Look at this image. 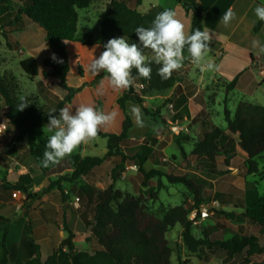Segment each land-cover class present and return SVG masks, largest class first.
<instances>
[{
    "label": "trees",
    "instance_id": "16d2710c",
    "mask_svg": "<svg viewBox=\"0 0 264 264\" xmlns=\"http://www.w3.org/2000/svg\"><path fill=\"white\" fill-rule=\"evenodd\" d=\"M94 0H0V34L5 40L9 33H18L27 30L30 23L39 26L45 32V41L53 55L44 62L46 69L43 71L45 79L53 78L59 81L60 87L67 93L64 100L57 106L53 115L58 116L60 109L71 104L76 95L87 87L99 85L106 73H101L90 84H84L81 88H73L68 85V75L75 60L70 61L65 42H75L83 46H95L100 44L102 52L104 45L112 38L125 37L127 40L139 42L135 33L137 27H151L155 16L162 12L160 7H153L148 14H141L138 8L142 6L143 0H111L107 8L105 19L101 23L102 41L98 43L93 33L84 32L79 34L80 10L89 9ZM185 10L192 12L191 33L196 29L203 30L204 15L196 5H188L184 0H177ZM264 21L258 22L254 27V32L258 33ZM190 33V34H191ZM2 40L0 39V47ZM187 52V47L184 49ZM59 61H63L62 63ZM22 70L31 79L35 80L40 75V70L35 58L30 57L20 64ZM152 73L150 79L140 77L137 70H132L134 78L133 85L125 90L118 98L117 105L126 114L127 103H134L144 108V98L161 95L169 92L177 86V76L173 72L172 76L163 80L157 74L159 65L151 64ZM237 80L233 81L228 89L236 86ZM137 84H143L144 89L138 92ZM176 94L181 91L176 90ZM185 101L180 98L175 101L170 99L167 105L174 104L179 110ZM0 122L8 121L17 131L20 142L27 140L30 147L31 156L42 168V172L47 175H54L57 172L52 165L44 167L42 164L43 154L47 150V143L37 145V132L47 128L49 115L38 106L32 104L27 99L19 100L15 97L14 91L8 80L0 76ZM21 103L28 106L20 110ZM188 111H180L178 118H183ZM226 123L228 131L232 135L238 136L237 146L246 154L245 169L247 176H256L260 169L257 159L264 154V107L248 102H241L231 118L226 112ZM133 128L131 118L126 114L123 124V131L120 135L100 132L98 138L107 140L108 152L105 157H75V168L71 179L77 181L91 171L101 168L110 158H120L121 162L113 170V184L107 190L104 199H100L96 207L88 208L84 206L85 200L94 193V189L86 186L80 191L79 198L82 201L80 206V219L92 234L93 248L91 251L78 250L73 242L75 234L67 229L68 237L63 240L60 246L54 249L49 258L43 262L41 247L32 237L31 227H25L19 242L17 243V256L24 264H172L173 251L166 238L167 234L180 225L183 230V240L192 254L199 253L204 247L218 248L228 252L230 255L242 254L245 252V264L253 263L251 257L263 254L264 249L256 244V239H233L225 241L221 236L216 240L210 238L197 239L193 233V223L189 216L194 209L217 201L221 207L232 206L237 210L244 211L241 214L235 212L216 211L215 214L233 219L239 224L250 223L259 226L264 231V196H260L251 204L245 198L231 194L217 193L214 196L204 193V187L190 179L187 175H174L161 170L147 171L145 166L154 154V146L157 141L154 139L149 144L137 145L129 141V133ZM188 138V137H187ZM188 140V139H187ZM235 142L222 129L215 127L210 132L205 130L201 139L194 148L193 155L198 159L207 160L210 165L216 163V159L223 153L236 151L238 148ZM185 155L183 147H180ZM127 165L139 167L138 179L141 186L147 189L152 201H158L159 192L165 187L163 179H167L169 184L184 185L194 198V206L187 209L185 206H177L165 211L161 216L155 214L150 208L143 204L141 198L131 195H123L116 191L115 183L119 180L117 173L123 172ZM229 166V165H228ZM230 167V166H229ZM231 168V167H230ZM71 169V168H70ZM214 173L224 175L223 171L215 170ZM158 180L154 188V180ZM66 181L61 178L53 182L47 192L53 189L61 190L62 201L56 205L66 204L67 195L62 191V183ZM5 189H17L23 194L28 191L23 186H4ZM31 200H39L40 195H29ZM27 207L24 206V209ZM52 222L56 218V207L51 206ZM12 222L0 216V247L3 249V257L0 264H9L11 253L8 249L7 240L10 235ZM21 264V263H20ZM184 264H190L186 261Z\"/></svg>",
    "mask_w": 264,
    "mask_h": 264
},
{
    "label": "rangeland",
    "instance_id": "374dc122",
    "mask_svg": "<svg viewBox=\"0 0 264 264\" xmlns=\"http://www.w3.org/2000/svg\"><path fill=\"white\" fill-rule=\"evenodd\" d=\"M94 1L93 8L90 11L89 9L79 11L81 28H85L84 30H86V28L88 29L89 27L90 29H88V31L93 33L95 39L101 40V23L106 17L107 8L111 4V0ZM152 6L162 7L164 10L171 9L177 13V18L181 19L182 22L187 20V10H185L183 6H180L177 0H143L142 6L139 7L138 11L142 14H148ZM87 19L91 21V25L86 24ZM0 39L2 40V46L0 47V76L5 77L11 84L17 99H27L32 104L40 107L45 114H53L61 101L60 97L65 99L67 95L64 94L65 91L60 87L59 82L52 78L45 79L43 74L41 80L38 78L31 80L20 66L21 61L32 55H38L42 71L45 70L44 62L50 58L49 55L51 51L45 41L44 30L36 24L30 23L27 30L18 33H9L7 40L0 34ZM127 41L129 44L136 43L141 47L143 54L148 55L152 53L151 50L143 48L138 41ZM67 52L69 59L75 60L76 55L71 54V46H69V51L67 50ZM187 54H184L185 60L183 67L178 71H174L177 76V81L181 83L187 81V78L189 79L191 70L196 80H199L198 76H196L198 68L192 66V69V67L188 65ZM78 56L80 59L75 60L72 66L73 75H77L79 72L82 77H86V75L88 77H93L94 75L88 70L89 64L86 62L83 64L85 54L80 52ZM150 56H152V54ZM216 62L220 63L221 59H218ZM226 62L227 61L224 62L225 66H227ZM77 63H79L78 69ZM226 70L228 69L225 68V72H228ZM213 71L205 72L204 82L207 86L201 89L198 98L202 99L205 108L208 106L210 109L205 115L211 118L213 117L216 126L232 137L235 146H237L238 136L229 133L226 123V112L229 113L231 118H234L237 108L235 111L231 109L233 111L227 110L224 112L225 104L223 100L226 99L225 102L228 104L230 100V90L221 83L215 84L213 82ZM93 80L86 84L92 83ZM262 81L257 77V84L252 83L249 88L252 90L250 94L254 93V98H256V100L260 98V100H262L260 102L264 104V85L262 86ZM73 83H75V78L70 79V85L73 86ZM138 85L140 84H137L136 87ZM96 87L97 86L85 87L84 89H93L91 92L82 94V97L75 105L90 104L97 110L105 113L116 111L118 115L114 123L110 126L111 129H118L122 117L126 116V114L135 124L134 117L130 111V105L137 104L128 103L126 107L127 112L125 114L117 106L118 99L115 98L116 95H120V91L114 90L108 83L101 85L98 90L94 89ZM191 87L196 88L195 91H190L193 95L200 89L198 88V84H194ZM211 89H213V96L217 97L216 104H212L211 98L208 100L205 99L204 95L206 91H210ZM137 90L143 91L140 90V88H137ZM171 93L172 91H169L161 95L154 94L152 97H145L144 108L137 105L143 113L145 126L143 128L137 127V129L141 130V138L135 142L136 144L134 145L149 144L154 139L157 141L155 153L146 164V170H161L165 173L178 176L187 175L190 179L202 185L204 187V193L211 196L217 193L232 194L245 198L248 204L255 202L258 197L264 196V154L257 159L260 169L259 173L256 176H247V171L245 169L246 156L241 154V150L238 146L235 152L229 151L228 154L223 153L216 159L215 164L210 165L207 160L203 161L193 155L195 146L191 143L184 147L183 142H173V135H178L173 134V131H179L183 123L178 121V115L172 117L170 113L167 101L171 99ZM254 98L251 97L249 100L255 101ZM0 106L3 107V103H1ZM69 106L70 104L66 107ZM213 109H215L217 113L214 112ZM7 124L8 127L5 133L0 134V216L12 222L10 235L7 240L8 249L11 253L9 264H18L16 248L25 227H31L32 237L35 241L37 240L39 242L44 258L51 255L52 248H58L61 242L68 237L67 229L71 231L73 229L76 231L85 230L86 227L79 218V209L82 205V201L76 204V199L81 198L79 194L81 189L86 186L94 189V193L85 200L84 206L88 208L96 207L100 199L106 197L107 190L114 183L113 170L120 164L121 159L119 157L110 158L101 168L91 171L88 175L81 177L77 181L68 182L74 172L75 157H105L108 152L106 139L97 138L87 144H81L70 156L65 157L58 165H52L53 168L56 166L61 172L64 170L66 171L62 172L61 175H47L42 172L40 165L31 156L27 140L20 142L16 129L8 121ZM194 126L197 127L198 125L194 124ZM193 128V126L188 127V131L193 130ZM52 134H54V131L49 132L48 128L39 130L37 132V145H42L44 142L48 143ZM194 140L197 141V138ZM182 145L185 155L180 148ZM59 166H61L62 169H60ZM215 170L223 171L225 174H216L214 173ZM139 175V168H126L123 172L117 173L116 176H119V180L115 183L116 191H120L123 195L141 198L143 204L159 216L170 208L177 206H185L187 209L193 208L194 198L188 189L181 184H169L167 179L162 180L165 188L159 192L158 201H152L147 189L141 186L138 179ZM61 178L66 179L61 187L62 191L67 195L69 203L67 206H64L65 204L58 205L60 211L56 212L55 221L52 222V208L50 207L62 201L61 190L55 188L47 192V189L53 182ZM153 183L155 188L158 184V180L155 179ZM4 186H23L27 189L28 194L25 195V199L21 202V209L18 208L19 203L17 199L13 197V193L19 190L12 188L7 190ZM29 195H40L41 198L39 200H31L28 198ZM24 206L27 207V209H24ZM210 210L212 211L213 208ZM214 211L230 213L232 208L219 207ZM215 212L212 216L201 222L202 224L198 226L193 225V233L197 239L210 238L216 240L219 236L225 241L254 238L256 239V244L264 249V231L259 226L250 223L239 224L235 220L217 215ZM243 212L244 211L241 210L238 211L237 214ZM166 238L173 251L172 264H184L186 261H189L190 264L246 263L245 252L242 254L230 255L228 252L218 248L211 249L204 247L199 253L192 254L183 240V230L180 225L173 228L167 234ZM2 239L3 235L1 234L0 241ZM48 239H51L52 242ZM73 244H75V241ZM2 257L3 249L0 247V259H2ZM250 259L253 263H264V253L261 255H254Z\"/></svg>",
    "mask_w": 264,
    "mask_h": 264
},
{
    "label": "crops",
    "instance_id": "0c3cea01",
    "mask_svg": "<svg viewBox=\"0 0 264 264\" xmlns=\"http://www.w3.org/2000/svg\"><path fill=\"white\" fill-rule=\"evenodd\" d=\"M184 2L188 5H196L199 9H201L204 15L203 30L207 29L210 32V36L212 37L211 41L209 42V48H210L209 58L215 64V70L212 73L213 82L215 84L221 83L225 87L228 88V86L233 81L237 80L236 86L233 89H231L229 92L230 100L228 104L225 102L226 101L225 98H224L225 100H223V103L225 104L224 112H226L227 110L233 111L231 109H234L235 111L241 102H248V103H252V104L264 107L263 102H260L262 101L260 100V98H257L256 100V98H254V93L252 92L253 94H250L251 93L250 91L252 90L251 88H249L252 83L257 84V77L261 79V81L263 80L262 86L264 85V77L262 76V72H264V54L258 55L257 54L258 49H254L252 47V41L254 39L259 40L261 44H264V25L261 27L258 33L254 32L255 25L261 21L256 17L254 9L257 6H264V0H184ZM93 5L94 3L89 8V11L93 8ZM153 7L154 6H152V8ZM160 8L164 11V8L162 7ZM228 8H232L234 10V12L236 13V17L227 26H225L221 18L223 14L228 10ZM183 23L185 24L186 31L190 34L191 27H192V12L187 11V20L184 21ZM86 24L91 25V21L87 19ZM84 29L85 28H81V17H80L79 34H83L84 32H89L88 29L90 28L88 27V29L87 28L86 30ZM89 33H92V32H89ZM96 41L100 43L102 39L96 40ZM66 42H67L65 43L66 49L69 51V46H71V54L76 55L75 60L80 59V57L78 56L80 52L85 54V59H84L83 64L85 62L90 64L91 60L94 57H99V55L102 53V46L100 44H97L95 46H83L75 42H69V41H66ZM151 54L152 53H149L147 56L151 57L150 56ZM49 56L51 58L52 53H50ZM30 57L35 58L37 61V64L40 70V75L38 79L41 80L43 71L41 68L40 59L38 58V55H32ZM218 59L219 60L221 59L220 63L216 62ZM225 61H227L226 62L227 66L224 65ZM79 63H77V69L79 67ZM70 67H71V70L68 75V84L70 87H73V88H80L84 84L90 82L91 80L95 79L96 76H98V75H94L93 77H88L86 75V77H82L80 76L79 72L77 75H73V67L71 64H70ZM194 67H197V66L194 65ZM225 68L228 69L226 70L228 72H225ZM44 71L51 72L52 70L45 68ZM196 72H197L196 76H198L199 80H196V77L193 75L192 70H191V72L189 73V79L187 78V81L182 82V83L178 82L176 88L171 90L172 91L171 99L177 101L180 98V96L185 98L183 106L179 110H177L174 104H172L174 106L175 111L177 112V115H179L180 111H182L183 109L188 111V114H185L183 118H178V121L183 124L179 128L180 130H179L178 135H173V142L174 141H176L177 143L183 142L184 147H186V145L189 143L195 146L201 139H203L205 130L210 132L213 128L217 127L214 122V118L213 117L211 118L205 115V113H208L210 109L208 108V106L205 108V104L203 103L202 99L198 98V95L201 92V89L207 86V84L204 82L205 72L207 71L202 72L198 68ZM101 73H103V71H101ZM71 78H75V83H73V86L70 85ZM105 83H107V81H105L104 84ZM194 84H198V88L200 89H198L197 93L193 95L191 94L190 91L196 90V88L191 87ZM140 85H143V84H140ZM100 87H101V83L97 85V87L94 89L98 90ZM92 89L93 88H86L82 92H80L78 95H76V97L74 98V100L69 106L70 110L73 108V112L75 113V106H76L75 104L77 103V101L82 97V94H84L85 92H91ZM177 89L181 91V94L179 95L176 94ZM137 91L141 92L139 90ZM124 92L125 90L120 91V95L122 96ZM64 94H67V93L65 92ZM120 95L118 96L116 95L115 98L118 99L119 97H121ZM204 96H205V99L207 100L211 98L212 104L215 102L217 103V97L213 96V89H211L210 91H206ZM251 97H253L255 101L249 100L251 99ZM60 100L61 101L64 100L63 97H60ZM127 106L128 105H126V107ZM213 110L214 112L217 113L215 109ZM125 118L126 116L122 117V120L120 122V126L118 129H115V128L111 129L109 126L106 130L101 129L100 132L120 135L123 131V124H124ZM194 124L198 126L196 127L194 126ZM190 126H193L194 128L193 130L188 131V127ZM140 138H141V130L137 129V126H135V124L133 123V128L130 130V133H129V139H130L129 141L137 142L138 140H140ZM196 138H197V141L194 140ZM183 145L181 147H183ZM156 146H154V153H155ZM241 154L246 156V154L242 151H241ZM151 158L149 159V161L151 160ZM130 166L133 167L136 165H127L126 168H130ZM59 167L60 169H62L61 166ZM54 169L57 172L54 175H59V174L61 175L62 172L66 171L64 170L61 172L56 166L54 167ZM67 170H70V169H67ZM237 197H241V196H237ZM68 203L69 201L64 206H67ZM54 206L56 207V212H59L60 207L56 204H54ZM226 207H231L232 208L231 212L237 213L238 211H241V210H237L233 208L232 206H226ZM79 218H80V212H79ZM72 232L76 236L74 239L75 241L74 246L76 247V249L84 250V251L92 250L93 248L92 234L90 230L87 229V227L85 228V230H81V231H76L73 229ZM48 240L52 242L51 239H48ZM35 242L39 245V242L37 240ZM53 251H54V247L52 248V253ZM49 256L47 258H44L42 256L43 262H45L49 258ZM17 263L24 264L19 258H17Z\"/></svg>",
    "mask_w": 264,
    "mask_h": 264
},
{
    "label": "clouds",
    "instance_id": "9594fccd",
    "mask_svg": "<svg viewBox=\"0 0 264 264\" xmlns=\"http://www.w3.org/2000/svg\"><path fill=\"white\" fill-rule=\"evenodd\" d=\"M254 12L259 20L264 21V6H257ZM235 17L234 10L228 8L221 19L227 26ZM135 33L143 48L151 50L152 56L143 54L141 47L136 43L129 44L125 37L108 40L104 45L105 50L98 58L94 57L88 66L93 75H99L101 71L107 74L103 76L101 85L107 81L114 90H127L134 83L132 70L136 69L140 77L150 79L153 62L160 66L157 74L167 80L174 71L183 67L185 47L191 61L202 72L215 70V64L209 58V42L212 39L210 32L207 29H196L189 34L185 24L171 9L158 13L151 27H137ZM252 47L258 49V55L264 54V44L259 40L254 39ZM52 58L56 59L54 55ZM27 106V103H21L20 110ZM130 111L136 126L143 128L145 125L140 107L130 105ZM117 115L116 111L105 113L90 104L75 106L74 114L70 107L60 109L58 116L49 113L47 128L49 132L54 131V134L50 136L47 150L43 154V166L58 165L81 144L97 139L101 129L106 130L111 126Z\"/></svg>",
    "mask_w": 264,
    "mask_h": 264
},
{
    "label": "built area",
    "instance_id": "2783aa9c",
    "mask_svg": "<svg viewBox=\"0 0 264 264\" xmlns=\"http://www.w3.org/2000/svg\"><path fill=\"white\" fill-rule=\"evenodd\" d=\"M187 55H188V57H187L188 65L191 67L194 66L195 64L191 61L189 54H187ZM262 76L264 77V72H262ZM137 88H140V90H143L144 86L138 85ZM169 108H170V113H171L172 117H175L177 115V112L175 111L174 106L171 104V105H169ZM7 127H8L7 121L3 120L0 124V134L5 133V131L7 130ZM178 133H179L178 130L173 131V134H178ZM130 168L138 169L137 166H133ZM130 168H127V169H130ZM13 197L15 199H17V201L19 203L18 208L21 209V207H22L21 202L25 199V194H23L20 191H17V192L13 193ZM76 202H77L76 204H78L80 202L79 198L76 199ZM219 207H221L219 205V203L217 201H213L210 204L201 206L200 209H194L191 212L189 219H190V221H192L194 226H198L199 224H201V222L205 221L207 218L212 216L215 212L214 210L216 208H219ZM211 208H213L212 211L210 210Z\"/></svg>",
    "mask_w": 264,
    "mask_h": 264
}]
</instances>
